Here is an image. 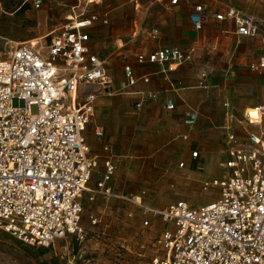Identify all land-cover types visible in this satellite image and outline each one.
<instances>
[{"label":"built area","instance_id":"built-area-1","mask_svg":"<svg viewBox=\"0 0 264 264\" xmlns=\"http://www.w3.org/2000/svg\"><path fill=\"white\" fill-rule=\"evenodd\" d=\"M33 2L37 8L43 5V0ZM203 11L198 7L192 15L199 30ZM84 16H71L46 46L19 44L0 58V231L32 246L49 248L68 235L83 238L82 199L87 192L92 197L98 193L89 186L99 159L91 156L85 137L97 93L84 94L83 89L95 85L100 92L106 90L109 74L107 61L93 53L86 32L98 17ZM225 19L235 22L241 37L259 34L255 17L231 9L217 16ZM137 60L141 65L169 64L172 69L192 63L194 53L166 48ZM252 69L263 71L264 58ZM126 76L130 86L139 82L132 67L126 68ZM142 80L150 82L148 77ZM143 96L138 110L158 99L156 93ZM175 108L169 100L167 109ZM198 120L191 111L184 123L192 129ZM243 120L264 128V105L245 111ZM227 155L226 176L204 185L207 191L218 189L216 200L197 208L180 201L163 210L147 209L170 226L158 241L161 254L150 264H264V129L247 133L246 141L230 131ZM105 168L98 191L111 197L117 165L107 158Z\"/></svg>","mask_w":264,"mask_h":264},{"label":"crops","instance_id":"crops-1","mask_svg":"<svg viewBox=\"0 0 264 264\" xmlns=\"http://www.w3.org/2000/svg\"><path fill=\"white\" fill-rule=\"evenodd\" d=\"M173 1L102 3L100 17L86 32L91 37L93 53L107 61L110 93H101L95 85L83 89L84 94L97 93L94 116L85 137L91 156L105 160L123 154L121 145L130 147L137 138L151 134L163 137L152 153L183 141L200 151L198 158L188 150L184 157L189 185L204 188L205 183L228 173L225 164L230 131L246 141L247 133L264 129L243 120L245 111L264 105V70L252 69L264 58V0H178L177 4ZM198 7L204 9L200 30L192 20ZM231 9L257 18L259 34L241 37L233 20H217L218 15H226ZM166 48L192 51L194 61L172 69L169 64L138 63L139 55L149 56ZM127 67H132L139 79L135 86L128 84ZM143 77L150 82L145 83ZM152 93L158 94V99L148 100L138 110L136 105L143 95ZM114 99L119 100L123 109H115ZM169 100L176 106L173 111L167 109ZM191 111L199 115L192 129L184 123ZM99 131L102 136L97 135ZM145 195L143 192L134 196L140 206Z\"/></svg>","mask_w":264,"mask_h":264},{"label":"rangeland","instance_id":"rangeland-1","mask_svg":"<svg viewBox=\"0 0 264 264\" xmlns=\"http://www.w3.org/2000/svg\"><path fill=\"white\" fill-rule=\"evenodd\" d=\"M104 1L43 0L42 7L37 8L33 0H0V58L7 57L19 44L39 42L46 46L71 16L99 18ZM101 93L110 91L107 88ZM112 102L116 110L123 109L119 100ZM14 105L19 107L20 101L15 100ZM38 111L37 106L32 107L33 114ZM105 111L109 116V106ZM162 140L163 137L151 134L133 141V150L121 145L123 154H115L113 159L117 171L110 184L114 193L111 197L98 191L106 171L105 159H99L89 186L98 193L92 197L87 192L82 199V226L86 232L83 238L68 235L43 248L0 231V264H150L161 254L158 241L170 226L147 209L163 210L180 201L197 208L219 196L218 189L207 191L203 186L194 189L189 185L188 168L182 164L187 150L193 156L197 149L178 141L152 153ZM143 192L146 195L140 206L134 196Z\"/></svg>","mask_w":264,"mask_h":264},{"label":"bare ground","instance_id":"bare-ground-1","mask_svg":"<svg viewBox=\"0 0 264 264\" xmlns=\"http://www.w3.org/2000/svg\"><path fill=\"white\" fill-rule=\"evenodd\" d=\"M93 2H96V0H92Z\"/></svg>","mask_w":264,"mask_h":264}]
</instances>
